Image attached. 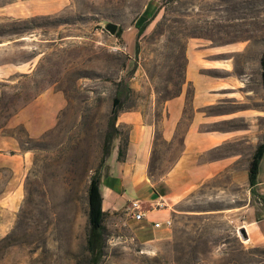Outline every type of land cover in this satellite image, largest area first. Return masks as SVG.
Returning a JSON list of instances; mask_svg holds the SVG:
<instances>
[{
  "label": "rangeland",
  "instance_id": "obj_1",
  "mask_svg": "<svg viewBox=\"0 0 264 264\" xmlns=\"http://www.w3.org/2000/svg\"><path fill=\"white\" fill-rule=\"evenodd\" d=\"M0 47V63L34 62L0 78V264H88V188L110 173L106 137L113 153L128 131L112 121L113 101L122 99V112L151 114L180 92L190 51L228 52L203 59L230 65L218 75L244 83L255 120L224 129L250 127L263 140L264 0H0ZM48 92L66 98L55 121L50 105L38 103ZM180 141L160 142L155 182L178 161ZM231 181L197 188L150 244L121 214L106 215L101 264H264V205Z\"/></svg>",
  "mask_w": 264,
  "mask_h": 264
},
{
  "label": "crops",
  "instance_id": "obj_2",
  "mask_svg": "<svg viewBox=\"0 0 264 264\" xmlns=\"http://www.w3.org/2000/svg\"><path fill=\"white\" fill-rule=\"evenodd\" d=\"M6 50L0 47V53ZM206 51L204 55L199 51L188 54L185 79L177 95L161 104L156 102L149 115L128 110L121 112L117 120L118 125L128 127L125 154L120 160L118 148L112 153L110 173L102 178L100 185L102 208L107 214H121L124 225L145 244L159 240L165 230L156 228L155 224L169 220L175 222L178 215L185 213L181 205L208 181L225 176L232 180V184L250 186L253 156L263 142L260 132L255 138L250 127L224 129L229 121L255 120V115L248 114L250 111L246 108L248 91L235 76L218 75L230 71L229 64L222 60L203 59V56L227 55L226 50ZM10 62L0 63V78L20 71L28 72L34 65V62L32 66ZM230 101L235 107L227 109L224 106ZM38 103L50 105L51 120L55 121L66 104V98L60 92H48L39 98ZM178 139H181L182 154L164 182H155L151 167L154 154L161 147L160 142H176ZM246 146L250 147L247 161L242 159ZM212 153L215 156L212 157ZM205 155L210 156L205 158ZM262 184L264 158L255 187L257 193ZM250 190L252 192L251 187ZM134 201L141 202L144 217L140 221L130 210ZM239 208L234 207L231 211ZM249 209L254 217V207ZM231 215H240V212L234 211Z\"/></svg>",
  "mask_w": 264,
  "mask_h": 264
},
{
  "label": "trees",
  "instance_id": "obj_3",
  "mask_svg": "<svg viewBox=\"0 0 264 264\" xmlns=\"http://www.w3.org/2000/svg\"><path fill=\"white\" fill-rule=\"evenodd\" d=\"M262 67V85L264 90V54L261 59ZM184 82V81H183ZM172 98V97H171ZM169 99V98H168ZM123 101L120 97H116L113 101V108L111 113V119L113 122L118 120L120 113L122 112ZM126 139V138H125ZM125 146L122 150L119 149V159H123L125 154ZM104 151L106 156L112 154V139L106 137L104 144ZM264 158V138L263 142L257 148L250 167V187L254 197L258 198L259 202L264 205V196L259 195L255 190L258 184V177L260 173V165ZM107 176V175H106ZM105 176V177H106ZM102 178L100 176H94L91 180L90 186L87 192L88 200V221L89 230L87 234V252L89 254L88 264H101L104 257V250L106 245L105 239V226L104 219L108 215L102 208V195L100 191Z\"/></svg>",
  "mask_w": 264,
  "mask_h": 264
},
{
  "label": "built area",
  "instance_id": "obj_4",
  "mask_svg": "<svg viewBox=\"0 0 264 264\" xmlns=\"http://www.w3.org/2000/svg\"><path fill=\"white\" fill-rule=\"evenodd\" d=\"M130 210L134 214V217L136 218V220L140 221L143 219L144 215H143V212L141 209V202H139V201L132 202ZM164 226L167 228H170L172 226V221L169 220V221L165 222L164 224H162V223H156L155 224L156 228H162Z\"/></svg>",
  "mask_w": 264,
  "mask_h": 264
},
{
  "label": "water",
  "instance_id": "obj_5",
  "mask_svg": "<svg viewBox=\"0 0 264 264\" xmlns=\"http://www.w3.org/2000/svg\"><path fill=\"white\" fill-rule=\"evenodd\" d=\"M107 30L110 31L111 34L115 35L118 32V25L117 24H113V23L108 24ZM240 233L242 235H244L245 238L247 237L245 228H242L241 231H240Z\"/></svg>",
  "mask_w": 264,
  "mask_h": 264
}]
</instances>
